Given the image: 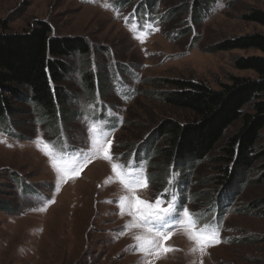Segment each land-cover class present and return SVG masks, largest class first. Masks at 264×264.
Segmentation results:
<instances>
[{"label": "rangeland", "instance_id": "rangeland-1", "mask_svg": "<svg viewBox=\"0 0 264 264\" xmlns=\"http://www.w3.org/2000/svg\"><path fill=\"white\" fill-rule=\"evenodd\" d=\"M252 9L264 11V0H0V32L24 33L43 21L55 37H84L92 48L90 70L97 76L92 99L81 86L84 59L68 62L72 74L65 85L72 99L65 104L67 116L59 140L53 134L54 123L39 121L26 102L16 105L17 112L8 121L15 135L8 136L0 127V139L6 141L0 143V264H147L149 260L152 264H200L201 260L264 264V216L250 208V203L264 197L263 164L249 173L253 183L242 182L225 215H220L221 243L201 256L192 252L196 245L186 230L175 229L165 241V247L175 251L146 257L133 247L134 237L144 234L143 229L124 227L133 217L127 210L120 213L118 201L125 192L111 163L97 155L79 177L57 192L50 158L34 142L39 135L58 153L65 145L70 151H91L92 136L86 127L103 125L112 140L113 162L127 165L134 154L145 161L147 177L157 174L146 188L135 192L140 199L155 202L168 179L164 159L151 156L167 145L156 138L155 130L164 119L193 118L159 99L171 90L164 81L190 80L219 90L233 76L255 78L251 71L237 70L235 61L262 56L259 51H212L227 39L264 35V27L242 20ZM146 23L159 31L145 29ZM133 24L136 32L131 30ZM142 32L146 33L143 43L136 38ZM240 127L237 122L226 132L212 157ZM259 147L264 148V130ZM212 157L182 175L173 170L180 175L183 204L203 223L216 209L211 205L218 189L209 181L214 175ZM49 197L55 202L47 204L46 211L31 210L44 207Z\"/></svg>", "mask_w": 264, "mask_h": 264}, {"label": "trees", "instance_id": "trees-1", "mask_svg": "<svg viewBox=\"0 0 264 264\" xmlns=\"http://www.w3.org/2000/svg\"><path fill=\"white\" fill-rule=\"evenodd\" d=\"M242 20L264 27V11L252 9ZM233 50H257L262 54L235 61L237 70L251 71L255 78L233 76L230 83L223 84L219 90L190 80L164 81L171 90L160 94L159 99L190 112L193 118L189 122L162 120L155 136L167 145L151 154L164 159L165 176L172 170H179L182 175L185 170L210 159L226 132L241 122L239 130L210 160L214 175L209 181L218 189L213 198L215 204L211 205L216 208L211 209V217L225 215L222 213L232 204L239 187L253 183L248 176L259 163L263 164L260 180L264 183V148L259 147L264 130V35L227 39L212 51ZM91 53V45L84 37H55L51 26L43 21L24 33L1 31L0 127L4 133L15 135L8 121L16 114V105L26 102L38 113L39 121L45 124L52 121L53 134L61 137L67 116L65 104L72 99L65 85L68 75L72 74L69 61L84 59L81 86L89 92V97H96L97 76L90 70ZM99 77L101 83L102 76ZM155 176L157 174L150 175ZM222 190L224 192L220 193ZM250 208L255 210V215L264 216V197L250 203Z\"/></svg>", "mask_w": 264, "mask_h": 264}, {"label": "snow or ice", "instance_id": "snow-or-ice-1", "mask_svg": "<svg viewBox=\"0 0 264 264\" xmlns=\"http://www.w3.org/2000/svg\"><path fill=\"white\" fill-rule=\"evenodd\" d=\"M126 18V23H127ZM145 29L159 31V28H153L152 24L146 23L143 26ZM133 32H136V25H132ZM146 33H140L136 38L143 43V37ZM122 119V118H120ZM86 131L93 134L91 140V151H85L82 148L71 149L69 153L67 145L58 153L52 150L50 142H46L41 136L34 139L37 147L40 148L45 155L50 158V163L57 174V179L54 184L55 190L58 192L61 185L69 180L80 176L83 169L91 162L92 158L101 155L103 159L111 163V170L115 178L123 187L132 193L131 196H122L119 201L121 215L125 210L133 217V222L125 225V228L138 227L142 228L144 234L134 237L136 244L134 250L143 253L146 257H159L161 252L170 253L175 251L173 247H165V241L169 240L173 231L182 227L186 230L188 238L196 245L192 248V252H199L201 256L206 254L209 247L216 246L221 243L220 226L215 223H204L198 226L199 215L191 213L186 204H180L175 191L169 193L166 188L160 196H167V207H163L165 200L157 198L155 202H149L140 199L135 195L138 188H146L148 186V177L145 174V169L139 163L133 166V162L129 161L127 165L113 162L111 154L112 140L109 139V133L103 128L92 124L86 127ZM0 143H6L0 139ZM43 144V148L41 145ZM8 147L13 145L8 144ZM87 143L85 148H87ZM172 185V180L167 181ZM55 200L51 197L44 201L45 206L40 208H32V211H46L47 204L54 203ZM124 229H121V233ZM147 264H152L151 260ZM203 264V261H200Z\"/></svg>", "mask_w": 264, "mask_h": 264}]
</instances>
